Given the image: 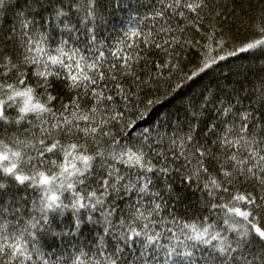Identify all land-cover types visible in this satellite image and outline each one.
I'll return each instance as SVG.
<instances>
[{
    "label": "snow or ice",
    "instance_id": "6c2138e0",
    "mask_svg": "<svg viewBox=\"0 0 264 264\" xmlns=\"http://www.w3.org/2000/svg\"><path fill=\"white\" fill-rule=\"evenodd\" d=\"M0 264H264V0H0Z\"/></svg>",
    "mask_w": 264,
    "mask_h": 264
},
{
    "label": "trees",
    "instance_id": "16d2710c",
    "mask_svg": "<svg viewBox=\"0 0 264 264\" xmlns=\"http://www.w3.org/2000/svg\"><path fill=\"white\" fill-rule=\"evenodd\" d=\"M126 20H127V15L124 14V13H121L120 16H119V19H115L113 18V24L110 26V28H116L118 26H124V27H127V24H126ZM125 22L123 25L121 24V22ZM249 63L248 61H245V64ZM253 65L254 66H258V62H253ZM232 79L234 80H239V79H242L241 77H233ZM250 79H254V77H250ZM204 84L208 83V79L206 78L204 81H203ZM249 85L247 84V82H245V87H248Z\"/></svg>",
    "mask_w": 264,
    "mask_h": 264
}]
</instances>
